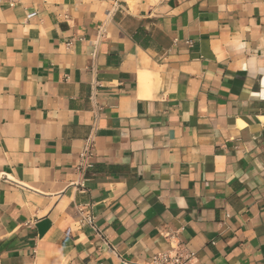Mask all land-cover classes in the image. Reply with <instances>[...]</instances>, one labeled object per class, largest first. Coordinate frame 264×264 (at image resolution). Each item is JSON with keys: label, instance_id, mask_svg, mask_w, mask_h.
Returning <instances> with one entry per match:
<instances>
[{"label": "crops", "instance_id": "crops-1", "mask_svg": "<svg viewBox=\"0 0 264 264\" xmlns=\"http://www.w3.org/2000/svg\"><path fill=\"white\" fill-rule=\"evenodd\" d=\"M177 241L264 264V0H0V264Z\"/></svg>", "mask_w": 264, "mask_h": 264}, {"label": "built area", "instance_id": "built-area-1", "mask_svg": "<svg viewBox=\"0 0 264 264\" xmlns=\"http://www.w3.org/2000/svg\"><path fill=\"white\" fill-rule=\"evenodd\" d=\"M35 14V12L29 13L27 18H31L35 16ZM93 151L94 142L93 139L89 137L85 140L84 147L78 154V163L76 165V171L78 173H83L86 169L92 166L91 158L93 156ZM78 211L80 215L79 222L81 224L87 223L94 226V215L92 213L91 205L83 206L79 208ZM97 233L102 235L101 231L98 229ZM105 242L108 244L111 252L118 254L116 249L110 245L107 240H105ZM196 261L197 259L195 253L177 241L175 243H171L168 250L154 254L147 264H195Z\"/></svg>", "mask_w": 264, "mask_h": 264}]
</instances>
